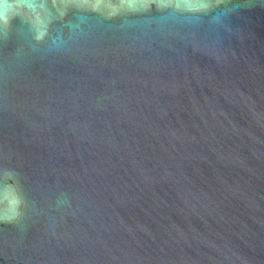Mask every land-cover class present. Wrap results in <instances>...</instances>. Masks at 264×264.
I'll list each match as a JSON object with an SVG mask.
<instances>
[{
    "label": "water",
    "instance_id": "water-1",
    "mask_svg": "<svg viewBox=\"0 0 264 264\" xmlns=\"http://www.w3.org/2000/svg\"><path fill=\"white\" fill-rule=\"evenodd\" d=\"M0 264H264V0H0Z\"/></svg>",
    "mask_w": 264,
    "mask_h": 264
}]
</instances>
